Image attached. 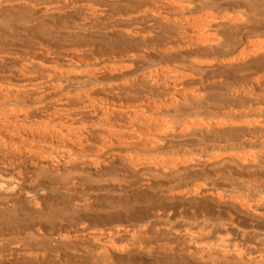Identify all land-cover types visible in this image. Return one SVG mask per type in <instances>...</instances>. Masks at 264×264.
I'll return each instance as SVG.
<instances>
[{
	"label": "bare ground",
	"instance_id": "1",
	"mask_svg": "<svg viewBox=\"0 0 264 264\" xmlns=\"http://www.w3.org/2000/svg\"><path fill=\"white\" fill-rule=\"evenodd\" d=\"M0 264H264V0H0Z\"/></svg>",
	"mask_w": 264,
	"mask_h": 264
},
{
	"label": "rangeland",
	"instance_id": "2",
	"mask_svg": "<svg viewBox=\"0 0 264 264\" xmlns=\"http://www.w3.org/2000/svg\"><path fill=\"white\" fill-rule=\"evenodd\" d=\"M101 17H102V18H107V16H106V15H104V14H103V15H101Z\"/></svg>",
	"mask_w": 264,
	"mask_h": 264
}]
</instances>
